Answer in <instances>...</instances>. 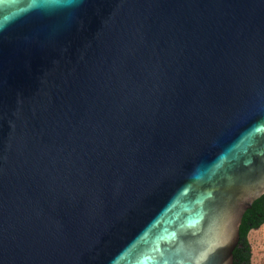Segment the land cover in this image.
<instances>
[{
  "label": "water",
  "instance_id": "obj_1",
  "mask_svg": "<svg viewBox=\"0 0 264 264\" xmlns=\"http://www.w3.org/2000/svg\"><path fill=\"white\" fill-rule=\"evenodd\" d=\"M264 196V0H0V264H234Z\"/></svg>",
  "mask_w": 264,
  "mask_h": 264
},
{
  "label": "trees",
  "instance_id": "obj_2",
  "mask_svg": "<svg viewBox=\"0 0 264 264\" xmlns=\"http://www.w3.org/2000/svg\"><path fill=\"white\" fill-rule=\"evenodd\" d=\"M264 226V196L254 202L242 220L240 241L234 251V264H252V248L249 234Z\"/></svg>",
  "mask_w": 264,
  "mask_h": 264
},
{
  "label": "rangeland",
  "instance_id": "obj_3",
  "mask_svg": "<svg viewBox=\"0 0 264 264\" xmlns=\"http://www.w3.org/2000/svg\"><path fill=\"white\" fill-rule=\"evenodd\" d=\"M252 248V264H264V226L249 234Z\"/></svg>",
  "mask_w": 264,
  "mask_h": 264
},
{
  "label": "snow or ice",
  "instance_id": "obj_4",
  "mask_svg": "<svg viewBox=\"0 0 264 264\" xmlns=\"http://www.w3.org/2000/svg\"><path fill=\"white\" fill-rule=\"evenodd\" d=\"M52 2H57V0H52ZM38 3V0H33V6H36Z\"/></svg>",
  "mask_w": 264,
  "mask_h": 264
}]
</instances>
